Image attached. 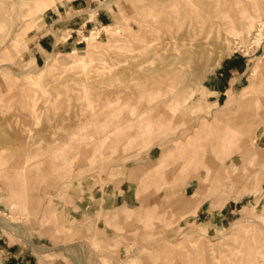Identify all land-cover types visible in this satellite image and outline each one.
Segmentation results:
<instances>
[{"label":"rangeland","instance_id":"374dc122","mask_svg":"<svg viewBox=\"0 0 264 264\" xmlns=\"http://www.w3.org/2000/svg\"><path fill=\"white\" fill-rule=\"evenodd\" d=\"M21 2L0 0V263L264 264V0Z\"/></svg>","mask_w":264,"mask_h":264},{"label":"bare ground","instance_id":"6f19581e","mask_svg":"<svg viewBox=\"0 0 264 264\" xmlns=\"http://www.w3.org/2000/svg\"><path fill=\"white\" fill-rule=\"evenodd\" d=\"M20 2H21V0H20ZM6 3H7V1H6ZM21 3H22V2H21ZM106 3H107V2H106ZM17 4H18V3H17ZM22 4H23V3H22ZM107 4H108V3H107ZM4 5H5V4H4ZM8 5H9V4H8ZM19 5H20V4H19ZM101 6L104 7L105 9L107 8V6H105L104 4H101ZM17 7H18V6H17ZM8 15H9V14H8ZM188 23H189V22H188ZM241 23H242V22H241ZM241 23H240V25H241ZM246 23H249V24H250V21H249V22H248V21L245 22V24H246ZM222 24H223V23H222ZM249 24H248V25H249ZM248 25H247V26H248ZM187 26H190V25L187 24ZM187 26H186V27H187ZM218 26H219V25H218ZM226 26H229V25H226ZM243 27H244V26H243ZM192 28H193V26H192ZM216 28H217V27H216ZM220 28H221V27H220ZM240 28H241V27H240ZM245 28H246V25H245ZM247 28H248V27H247ZM178 30H179V29L177 28V31H178ZM192 30H193V29H192ZM224 30H225V29H224ZM217 31H219V30L217 29ZM191 32H192V31H191ZM193 32H194V31H193ZM195 34H196V33H195ZM218 34H219V33H218ZM183 35H184V34H183ZM219 35H220V34H219ZM193 36H195V35H193ZM193 36H191V37H193ZM156 38H157V37H156ZM257 38H258V37H257ZM257 38H256V39H257ZM148 40H149V39H148ZM152 40H153V39H150L149 41H147L148 45L150 44V46H148V47H150V48H151V46L153 45V44L151 45V42H150V41H152ZM188 40H190V39H188ZM189 42H190V41H189ZM189 42H188V43H189ZM179 43H180V42H179ZM154 44H155L156 47H159V45L157 46V43L154 42ZM146 45H147V44H146ZM187 46H188V45H187ZM146 47H147V46H146ZM146 47H145V48H146ZM152 47L154 48V46H152ZM150 48H148V49L146 48V51H147V50L149 51ZM186 48H187V47H186ZM191 48H192V43L189 44V48H188V50H191ZM151 49H152V48H151ZM203 49H204V48H203ZM153 50H154V49H153ZM153 50H152V51H153ZM185 50H187V49H185ZM150 51H151V50H150ZM188 52L191 53V51H188ZM201 52H202V51H201ZM147 53H148V52H147ZM179 54H180V53H179ZM143 55H144V54H143ZM174 55H175V54H174ZM172 56H173V55H172ZM174 57H175V56H174ZM174 57H173V59H174ZM186 58H187V57H186ZM171 59H172V58H171ZM176 59H177V58H176ZM165 60H166V58H165ZM177 60H178V59H177ZM179 60H180V59H179ZM56 61H58V59H57L52 53L48 52V53L45 54V57H44V64H52V63H55ZM117 61H118V60H117ZM117 61H115V63H116V64H119V63H117ZM161 61H162V63H163V59H162ZM161 61H160V62H161ZM174 62H175V61H174ZM174 62H173V61H170V62H168V63L162 65L161 68H160V70L163 71L165 74H168V73H169V71H168V67L172 66V64H173ZM176 62H177V61H176ZM176 62H175V63H176ZM110 63H111V62H110ZM110 63H109V64H110ZM115 63H114V64H115ZM162 63H161V64H162ZM139 64H140L139 62H138V63L136 62L135 65H134V70H135L134 72H135V73L138 72L137 68H138V65H139ZM114 67H115V66H114ZM120 70H121V69H120ZM143 70H144V69H143ZM171 70H172V72H175V70H173V69H171ZM176 71H179V70H176ZM115 72H116V71H115ZM119 72H120V71H119ZM121 72H122V71H121ZM96 76H97V75H96ZM103 76H104V75H103ZM99 79H100V78H99ZM185 188H186V187H185Z\"/></svg>","mask_w":264,"mask_h":264},{"label":"crops","instance_id":"0c3cea01","mask_svg":"<svg viewBox=\"0 0 264 264\" xmlns=\"http://www.w3.org/2000/svg\"><path fill=\"white\" fill-rule=\"evenodd\" d=\"M65 20H66V22L64 23L65 27H67V29H71L70 33L67 35L66 38H70L73 35V31L76 29L78 30L77 26L83 28V26L86 25V23L90 21L89 18H83V16L82 17L80 16L79 18H73L72 16V17L66 18ZM41 259L43 261V258ZM42 261L39 264H43Z\"/></svg>","mask_w":264,"mask_h":264},{"label":"built area","instance_id":"2783aa9c","mask_svg":"<svg viewBox=\"0 0 264 264\" xmlns=\"http://www.w3.org/2000/svg\"><path fill=\"white\" fill-rule=\"evenodd\" d=\"M258 29V28H257Z\"/></svg>","mask_w":264,"mask_h":264}]
</instances>
